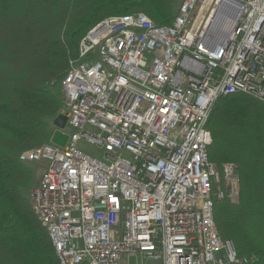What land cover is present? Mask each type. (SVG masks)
<instances>
[{"label": "built area", "instance_id": "built-area-1", "mask_svg": "<svg viewBox=\"0 0 264 264\" xmlns=\"http://www.w3.org/2000/svg\"><path fill=\"white\" fill-rule=\"evenodd\" d=\"M61 89L64 146L19 155L47 162L28 197L59 264L256 261L214 221L224 193L213 187L238 203L239 177L235 163L209 160L207 122L221 96L264 102V0H182L165 26L140 12L105 17Z\"/></svg>", "mask_w": 264, "mask_h": 264}, {"label": "trees", "instance_id": "trees-1", "mask_svg": "<svg viewBox=\"0 0 264 264\" xmlns=\"http://www.w3.org/2000/svg\"><path fill=\"white\" fill-rule=\"evenodd\" d=\"M176 7V0H0V264H59L29 202L40 176L19 155L49 142V119L63 107L61 81L82 37L113 15L140 12L170 25ZM207 129L209 160L235 163L239 177L238 203L214 202L219 235L238 256L264 264V102L221 96Z\"/></svg>", "mask_w": 264, "mask_h": 264}, {"label": "rangeland", "instance_id": "rangeland-1", "mask_svg": "<svg viewBox=\"0 0 264 264\" xmlns=\"http://www.w3.org/2000/svg\"><path fill=\"white\" fill-rule=\"evenodd\" d=\"M180 2H182V0H176V3H177V7H176V10L175 11H177V8H178V6H179V4H180ZM210 10H208L207 11V13L206 14H208V12H209ZM176 14V13H175ZM104 19V18H103ZM69 62H70V60H69ZM69 62H68V67H69ZM68 69V68H67ZM62 109V108H61ZM61 109H60V111H59V113H57L56 115H54L53 117H51L50 119H49V122H50V124H51V126H52V131L54 132V129H55V127H53V125H52V121H53V119L57 116V115H59L60 114V112H61ZM63 131L65 132V133H67L68 131H69V127L68 126H65V128L63 129ZM50 141V140H49ZM79 146H80V148L85 152V153H88V154H92V155H95L97 158H100V151L96 148V147H94V146H92V145H88V144H86V143H80L79 144ZM26 164V166L35 174V178L38 180L39 179V176H41V173H42V170L47 166V162L46 161H44V162H42V163H39V162H26L25 163ZM36 180V181H37ZM36 186H34V187H32L31 189H29L28 190V196H29V194H30V192L35 188ZM223 188H224V186H223ZM249 256H255V255H249ZM145 264H160L159 262H150V261H146L145 262Z\"/></svg>", "mask_w": 264, "mask_h": 264}, {"label": "water", "instance_id": "water-1", "mask_svg": "<svg viewBox=\"0 0 264 264\" xmlns=\"http://www.w3.org/2000/svg\"><path fill=\"white\" fill-rule=\"evenodd\" d=\"M66 122H67V118L63 114H59L53 119L52 125L53 127H55V130L52 133L51 138H50V142L52 144H55L61 147L64 146L66 139H67V135L63 134L61 130L65 128Z\"/></svg>", "mask_w": 264, "mask_h": 264}, {"label": "bare ground", "instance_id": "bare-ground-1", "mask_svg": "<svg viewBox=\"0 0 264 264\" xmlns=\"http://www.w3.org/2000/svg\"><path fill=\"white\" fill-rule=\"evenodd\" d=\"M216 17H217V11H214V13L211 15V19H209L208 20V22L210 23V22H214V19H216ZM211 135V134H210ZM211 141H212V138H211ZM212 143V142H211ZM215 163V162H214ZM220 188L221 189V191L224 193V198H222V199H220V200H224V199H227L228 201H229V199L227 198V193H226V191H225V189L223 188V184H222V182L220 181L217 185H215L214 187H213V189L214 190H216L217 188ZM238 194H239V189H238ZM215 201H218V200H215ZM230 202V201H229ZM231 203V202H230ZM247 257H249V256H247Z\"/></svg>", "mask_w": 264, "mask_h": 264}, {"label": "crops", "instance_id": "crops-1", "mask_svg": "<svg viewBox=\"0 0 264 264\" xmlns=\"http://www.w3.org/2000/svg\"><path fill=\"white\" fill-rule=\"evenodd\" d=\"M55 130V129H54ZM51 138V137H50Z\"/></svg>", "mask_w": 264, "mask_h": 264}]
</instances>
